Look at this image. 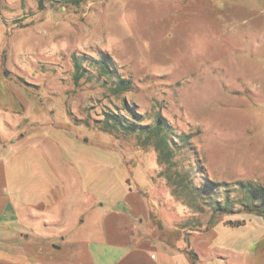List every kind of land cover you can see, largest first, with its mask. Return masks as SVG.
<instances>
[{
    "label": "rangeland",
    "instance_id": "obj_1",
    "mask_svg": "<svg viewBox=\"0 0 264 264\" xmlns=\"http://www.w3.org/2000/svg\"><path fill=\"white\" fill-rule=\"evenodd\" d=\"M12 99L0 158L13 197L35 207L32 248L57 254L54 240L132 188L149 209L142 233L163 248L264 264V0H0V104ZM129 110L188 141L174 136L169 171L199 190L174 192L153 145L106 128Z\"/></svg>",
    "mask_w": 264,
    "mask_h": 264
},
{
    "label": "crops",
    "instance_id": "obj_2",
    "mask_svg": "<svg viewBox=\"0 0 264 264\" xmlns=\"http://www.w3.org/2000/svg\"><path fill=\"white\" fill-rule=\"evenodd\" d=\"M0 106L14 109L15 104L12 99ZM6 162L0 158V264H189L183 250L165 249L142 233L149 209L140 192L132 188H127L122 206H99L98 219L89 227L54 240L58 242L57 254L32 248L31 236L39 235L28 233L25 227L36 217L35 207L25 190L21 202L13 197ZM78 220L84 223L82 216ZM213 228L221 227L216 224Z\"/></svg>",
    "mask_w": 264,
    "mask_h": 264
},
{
    "label": "trees",
    "instance_id": "obj_3",
    "mask_svg": "<svg viewBox=\"0 0 264 264\" xmlns=\"http://www.w3.org/2000/svg\"><path fill=\"white\" fill-rule=\"evenodd\" d=\"M72 3H79L80 0H68ZM76 72L81 67L80 63H75ZM100 71L103 72L108 80H111L113 75L111 74L110 68L107 66V63L102 62L100 64ZM82 77L81 74L76 73L75 80ZM129 81L126 79L120 78L116 81L117 91H125L128 89ZM132 119H127L120 115H114L112 117H107L105 120L106 128L111 126L112 129L119 130L121 129L125 133L135 134L141 141V144L147 146L149 144L154 146V149L157 153V160L160 164H166L167 168L162 171V174L165 175L168 182L174 186V192L178 193L183 191L185 188L192 186L193 189L199 190V187L193 183L190 177V173L187 171H175L174 175L169 171L172 166L176 165L174 160L173 148L171 141H173L174 136H177L182 142V144H188V141H181L180 137L174 133L171 126L166 122L164 117L160 114H156L153 123L141 124V119H136V115L132 110H129ZM111 122V123H110ZM252 190V189H251ZM260 191L250 192V189H247L245 192V197L249 193H258ZM181 194V193H179ZM222 208L227 210L228 201L222 204ZM184 252L189 256L192 263L195 264L197 259V254L191 249H185Z\"/></svg>",
    "mask_w": 264,
    "mask_h": 264
}]
</instances>
